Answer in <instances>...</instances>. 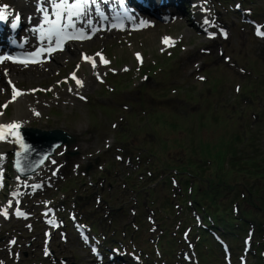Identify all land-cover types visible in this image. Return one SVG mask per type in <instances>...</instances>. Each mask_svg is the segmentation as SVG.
<instances>
[{
  "label": "rangeland",
  "instance_id": "1",
  "mask_svg": "<svg viewBox=\"0 0 264 264\" xmlns=\"http://www.w3.org/2000/svg\"><path fill=\"white\" fill-rule=\"evenodd\" d=\"M175 4L178 5L179 18L169 23H153L144 31L125 30L113 36L97 38L93 43H82L84 46L79 49L69 46L46 64L31 67L32 70L25 69L34 73L32 78L12 77L14 84L24 93L25 108L21 112V120L13 119L16 107L10 102L12 95L10 97L8 79L2 80L1 124L19 122L23 127L66 131L78 137V144L72 151L80 152V156L67 158L64 151L60 150L55 163L46 166L35 179L41 185L39 191H24L22 187V207L33 215L32 221L12 218L0 223V264H63L62 259L67 264H96L88 250L80 246L73 231H68L70 217L74 213L78 218L81 216L73 203L81 193L84 197L89 196L87 201H77L78 207H83V214L87 215L83 218L87 224L80 222L81 226L87 227L94 220L91 215L88 221L89 213L93 214L98 219V226L96 232L90 230L100 240H96V244L100 243L104 249L102 237L113 234L111 236L117 239L120 236L122 244L118 243L109 250L122 258V264H127L124 256L130 264L137 263L133 255H124L127 244L133 250L137 246V251L143 248L144 252H149L146 248L154 251L158 240L180 245L165 259L157 256L161 263L164 259L168 264H196L192 248L195 240L193 235L191 239H182L180 236L175 240L160 238V228H157L153 214L149 213L143 231L131 230L135 207H129L131 195L124 193L122 184L119 189L114 185L113 193L110 194L108 182L89 187L84 175L85 167H91L86 175L87 179L91 177L94 181L102 172L98 167H103V170L106 167L102 158L117 160L123 156L122 149L116 150V147L125 143L117 133L125 126L128 133L137 137H132L130 143L135 146L144 143L147 151L162 155L163 162H173L177 166L185 165L192 158L204 160V155H210L204 153L206 146L210 147L212 155L222 154V151L227 153L231 140L240 134V130H247V136L258 135L256 147L260 154L264 153V96L251 99L248 95L257 85L252 78H264V37L256 35L257 29L264 31V0H200L196 7V3L191 5L189 12L186 9L182 11L184 7L180 6L179 1ZM0 5L11 6L6 0H1ZM236 6L241 8L239 12ZM197 11H200L198 18ZM206 20L210 23L209 27L202 25ZM212 34L214 38L210 37ZM165 37L174 43L165 45L162 43ZM96 53L104 54L111 64L101 66L93 84L76 93L74 88L77 84L72 74L75 73L79 80L91 78L92 71L82 57L86 55L97 59L99 56ZM137 53L142 62L137 60ZM168 58L173 60L169 61L171 70L169 66L164 67ZM155 66L163 68L156 73L153 71ZM147 70L151 71L153 80H145ZM163 71L164 74H159ZM118 83L127 91H119ZM111 89L117 92L112 93ZM4 104L8 106L2 107ZM112 112H116L117 117H111ZM194 153H198V156H193ZM100 160L101 164L98 163ZM11 163L12 156L7 144L0 145V210L10 204L9 192L18 186L11 172ZM244 179L240 174L228 175L233 187L241 186L242 190L244 183L245 187L251 189L256 186L257 190L261 188L263 191L259 195L260 199L254 198L252 202L241 205L258 221L243 217V212H239L237 219L241 218L248 225L236 242L230 241L235 256L230 264L243 263L244 251L242 246H238L242 245V239L252 224L256 228L260 226L261 208L264 206V184L261 186L260 182L255 184L254 179ZM74 184L77 187L75 190ZM64 188L76 198L70 199L67 210L63 206L67 200L63 195ZM157 195L162 197V201L166 196H171L173 204H179L169 186L160 189ZM102 197L109 198V204L102 202L100 205ZM46 209L60 222V229L49 247L51 256L45 255L48 247L44 242V233L48 228L42 219ZM180 210L181 207L178 212ZM170 212L173 213V210ZM99 219H102L103 226L99 224ZM173 224L171 231H174ZM128 225L132 235L127 234L126 237L123 231ZM262 226L256 230V241L264 242V224ZM137 233L138 242L133 241ZM66 234L68 241L65 240ZM170 236L172 238L171 233ZM12 240L16 243L11 244ZM256 244L247 264H258L256 259L260 254L253 255ZM210 255L211 259L201 264H226L221 254ZM184 257L188 259L187 262Z\"/></svg>",
  "mask_w": 264,
  "mask_h": 264
},
{
  "label": "trees",
  "instance_id": "2",
  "mask_svg": "<svg viewBox=\"0 0 264 264\" xmlns=\"http://www.w3.org/2000/svg\"><path fill=\"white\" fill-rule=\"evenodd\" d=\"M254 83L257 85L255 90L250 92V97L254 99L261 95L264 96V78L259 76ZM247 135V131L245 132V138L243 137V133L236 135L231 140L229 144L230 149L227 153L222 151V154L212 155L210 147L206 146L204 153L210 155H204V160L192 158L191 161H187L183 166L174 165L173 162H163L159 158L155 159L153 163V171L155 173L152 174L151 172L150 175H153L155 178L156 171L157 173L162 172L163 174H167V178L161 181V183L164 182L167 186L171 185L172 177H175L180 182L182 181L183 197L190 198L192 208L203 216L206 228H198L196 226L193 229L199 234L197 245L199 254H204L205 252L213 254L216 252L217 243L209 232L210 230H219L226 237L235 240L236 235L243 231L245 222L242 219H235L231 207L237 204V209L241 213L243 212V217L248 218L251 216L246 213L244 208L242 209L241 205L246 202H252L254 198L260 199L259 195L263 191L261 188L257 190L256 186H253L250 189L247 186L245 187L243 183L244 189L241 190V186L237 188L230 186L228 180V175L236 173L243 175L245 177L244 180L254 179L256 180L255 184L258 182L264 184V153L260 154L259 148L256 147L257 139ZM194 154L193 156H198V153ZM144 176L140 177L143 178ZM146 177L149 182H155L154 179L152 180L150 177ZM126 180L132 179L126 178ZM137 185L140 184L132 183V189L137 194L139 207L141 208L136 218L137 224L142 225L144 220L142 204L145 202L144 207L149 208L154 214L159 216L160 226L161 223L165 222L161 216L165 212L173 210L172 206L166 202L160 205L155 191L147 190L145 187L140 186L136 190ZM248 205L251 206L250 204ZM186 207L190 208L188 206ZM229 211L231 212L229 213ZM261 222L264 223V214ZM162 227L163 235L165 236L166 233L167 235L169 234L172 225L168 227V225L165 226L163 224ZM261 227L262 225L260 224V229Z\"/></svg>",
  "mask_w": 264,
  "mask_h": 264
},
{
  "label": "snow or ice",
  "instance_id": "3",
  "mask_svg": "<svg viewBox=\"0 0 264 264\" xmlns=\"http://www.w3.org/2000/svg\"><path fill=\"white\" fill-rule=\"evenodd\" d=\"M37 3L39 5L37 11L42 13L43 22L35 31L39 34L40 42L44 43L46 41L48 46L37 48L35 51L28 53L23 59L13 57L11 55H0V64H3L5 61H11L12 63H19L25 66L29 63H41L42 60L40 58L43 57L45 53L51 55L57 51H63L64 45L67 41L90 39L96 32L108 30L94 26L93 14L101 21L108 19V16L102 11L99 5V0H47V4L51 8V12L49 11V7L44 6L43 0H37ZM9 15V6L0 5V22L7 21ZM128 18L131 19V17ZM14 19L15 23L12 24V27L15 28L20 22L19 15H16ZM115 19L119 20V17L117 16ZM78 24L80 27L77 26ZM141 26H147V22L141 21ZM117 27L118 25L116 23L111 24V28L115 29ZM120 30H123L122 26ZM256 35L264 37V31L257 29ZM162 43L171 46L173 42L170 38L165 37L163 38ZM96 56L100 57L101 63L105 65L109 63V61L104 59L101 53H96ZM136 57L138 61L142 62L139 53L136 54ZM82 58L86 62H90L93 69L96 68L97 65L94 57L84 55ZM72 79L76 81V84L79 87L83 86V82L75 76V73L72 74ZM201 79H203V77H201ZM9 83L11 84V81H9ZM69 91H71V89H69ZM22 95H24V93L13 85L12 101L10 102L16 101ZM80 98L84 99V97ZM7 106V104H4L2 107L6 108ZM36 114L39 115V113ZM20 127L21 125L16 122L0 125V140H5L9 136L15 137V142L20 143L23 148V140L18 134ZM16 214L23 215L19 209L16 210ZM0 215L7 218L8 211H0ZM50 223L52 222L50 221ZM10 243L15 244L16 241L12 240ZM48 254L49 253L46 251L45 255Z\"/></svg>",
  "mask_w": 264,
  "mask_h": 264
},
{
  "label": "bare ground",
  "instance_id": "4",
  "mask_svg": "<svg viewBox=\"0 0 264 264\" xmlns=\"http://www.w3.org/2000/svg\"><path fill=\"white\" fill-rule=\"evenodd\" d=\"M6 1H7V3H9L11 5V8H12V10L14 12L16 11L22 16L23 24L27 25V27H28L26 29L25 35L23 37V48L25 50H28V51L32 50L30 52H33L39 47H47L48 46L47 42L45 41L44 43H41L40 40H39V34H38V32L35 31L40 26L41 19L43 17L42 13L37 11V8L39 6L38 3H37V0H6ZM43 3H44V6L49 7V11L51 12V8L47 4V0H43ZM77 26L80 27L79 24ZM132 26H133V28H136V29H145L146 28V26H143V27L141 26V22H138L135 25L133 24ZM85 30L88 31L87 29H85ZM7 33H8V31H7ZM115 33L116 32H114V31H110V32L109 31H105L104 33L98 31L94 35H92L90 39H86L85 41L87 43H93L95 41V38H101L102 36L103 37L113 36ZM11 34H13V31H12ZM11 34H9V35H11ZM78 41L79 40L69 41V44L71 46H75V47H77L79 49L80 47H82L83 44L79 43ZM3 46H5V44ZM68 54H70V52ZM47 57L51 58V56L49 54L45 53L43 58L45 59ZM67 57H68V55H67ZM96 65L97 66H96L95 69H93L92 66H88L90 68V70L92 71V77L91 78H87L85 80H83L81 78L80 80L83 82V86L79 87L77 85L74 88V91L76 93H78L79 90H82L85 87L91 86L93 84L94 80L97 79V76H98V72L97 71H98L99 67L102 66L101 61L100 60H96ZM11 66H12V64H10L9 67H11ZM9 67H8V69H9ZM22 67L21 68L19 67V69H16V67L11 68L9 70V72L7 73V77L6 78H9V79H13V78L18 79L19 77H23L25 79L32 78V75H34V73H32V71L31 72L27 71V70H32V68H27V70H25L26 68H22ZM41 75H43V74H41ZM82 76H83V72H82ZM2 79H3V76L0 74V89L3 87L2 86ZM23 102H24L23 96H20L15 101L14 104H15L16 108L14 110L15 113H13V119H16V120L18 118L20 120L22 119V118H20L21 117V112L25 108Z\"/></svg>",
  "mask_w": 264,
  "mask_h": 264
},
{
  "label": "water",
  "instance_id": "5",
  "mask_svg": "<svg viewBox=\"0 0 264 264\" xmlns=\"http://www.w3.org/2000/svg\"><path fill=\"white\" fill-rule=\"evenodd\" d=\"M18 134L23 140L24 147L22 148L20 143L15 142L14 137L15 168L22 178L35 174L58 148L64 145L71 147L76 141L75 138L61 131L43 132L25 129Z\"/></svg>",
  "mask_w": 264,
  "mask_h": 264
}]
</instances>
